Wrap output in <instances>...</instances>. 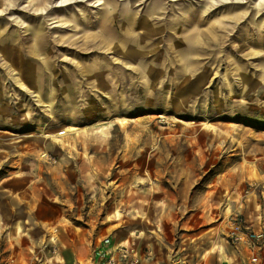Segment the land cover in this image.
I'll use <instances>...</instances> for the list:
<instances>
[{
    "label": "rangeland",
    "instance_id": "1",
    "mask_svg": "<svg viewBox=\"0 0 264 264\" xmlns=\"http://www.w3.org/2000/svg\"><path fill=\"white\" fill-rule=\"evenodd\" d=\"M230 218L264 230V0H0V264H239Z\"/></svg>",
    "mask_w": 264,
    "mask_h": 264
},
{
    "label": "built area",
    "instance_id": "2",
    "mask_svg": "<svg viewBox=\"0 0 264 264\" xmlns=\"http://www.w3.org/2000/svg\"><path fill=\"white\" fill-rule=\"evenodd\" d=\"M61 135L63 134L59 136ZM229 228L228 239L233 244L242 245L253 254L254 251L264 246V230L262 228L259 227L255 231L250 230L245 225V221L240 218H230ZM148 257L149 254L144 255V258ZM250 263H257L255 255L251 257ZM97 264H141V253L133 245L127 243L118 246L113 245L100 252Z\"/></svg>",
    "mask_w": 264,
    "mask_h": 264
},
{
    "label": "crops",
    "instance_id": "3",
    "mask_svg": "<svg viewBox=\"0 0 264 264\" xmlns=\"http://www.w3.org/2000/svg\"><path fill=\"white\" fill-rule=\"evenodd\" d=\"M258 229H259V227H256L255 230H258ZM197 238L199 239L200 237H197ZM200 242H201V240L199 239L197 241V244ZM199 247L202 249V246L199 245ZM240 247L244 248L246 256L244 257V261H241L239 264H252V263H250L251 258H249V256L251 255V257H252L253 255H255V252L257 253V251H254V254H253V253L249 252L246 247H244L242 245H240ZM201 251H197V253H198L197 258H194V256H190L188 259L182 260V261H179V258L178 259L176 258L173 263L174 264H230L229 263L230 259L227 260V258H225V257L220 258L219 256H217L218 254L216 253V251H214L216 255H213V256L209 255V252L206 253V255L203 254V253H205V250H201ZM139 253H141V264H159V263H157V259H158L157 256L154 255V257L152 258L150 256V253L147 251L145 252V250L144 251L139 250ZM147 254H149V257L144 258V255H147ZM142 256H143V258H142ZM60 261H61L60 263H55V264H71L70 261L66 262L62 259ZM181 262H183V263H181ZM173 263H171V264H173Z\"/></svg>",
    "mask_w": 264,
    "mask_h": 264
},
{
    "label": "bare ground",
    "instance_id": "4",
    "mask_svg": "<svg viewBox=\"0 0 264 264\" xmlns=\"http://www.w3.org/2000/svg\"><path fill=\"white\" fill-rule=\"evenodd\" d=\"M51 89H52V88H51ZM60 134H64V133H61V132H60V133H57V135H60Z\"/></svg>",
    "mask_w": 264,
    "mask_h": 264
}]
</instances>
